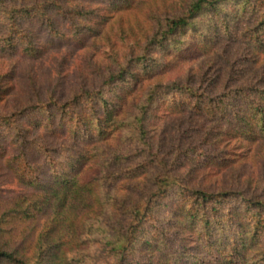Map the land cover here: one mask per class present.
I'll use <instances>...</instances> for the list:
<instances>
[{"label": "rangeland", "instance_id": "rangeland-1", "mask_svg": "<svg viewBox=\"0 0 264 264\" xmlns=\"http://www.w3.org/2000/svg\"><path fill=\"white\" fill-rule=\"evenodd\" d=\"M188 1L140 0L123 9L113 7L110 0H69L67 9L81 7L88 16L71 18L67 9H63V14L61 10H47L36 16L35 12L21 13L24 35L17 47L0 54V112L9 116L22 108L47 103L51 109L41 115L40 124L48 122L49 114L54 113L55 118L49 122V129L37 131L29 125L30 136L22 138V144L13 141L8 129L0 126V222L4 221L2 225L7 230L5 238L8 233V237H13V248L24 250L25 255L30 253L45 219L20 220L7 214L1 221L2 216L15 199L32 194V187L26 183L28 178L45 182L68 156L77 159L76 153L83 154L80 158L84 163L83 175L102 184L94 192L91 208L82 210L75 220L81 235L88 240L80 249L83 264H105L103 242L109 231L117 224V218L122 217L124 207L146 190V181L159 173L167 172L189 187L203 185L212 192L228 191L245 198L263 194L264 147L256 150L251 143L242 144L237 138L228 137L213 141L209 147L203 143L204 137L218 138L209 132L212 123L190 108L186 112L176 111L173 105L177 100L179 104L185 100L178 96L175 86H189L213 94L221 86L253 85L264 77L263 56L252 61L244 42L245 29L253 25L252 16L244 15L237 23L238 6L233 3L223 7L229 14L227 19L232 20L230 29H224L223 13L206 14L180 37L178 44L167 51L150 52L155 65L151 67L153 78L148 83L173 88L167 92L164 102L155 103L150 110L149 146L135 144L131 129L123 130L120 135L113 133L98 143L85 139L95 133L92 129L88 135L82 134L79 144L72 142V137L63 130L57 131L61 113H56L54 107L73 101L83 92L97 90L107 74L116 72L145 48L158 19L178 14ZM30 3L22 0L21 7ZM207 34L210 41L204 43L202 36ZM216 82L220 86L213 91ZM148 83L144 81L140 86ZM77 110L86 113L83 109H73ZM62 120L67 124L69 118ZM191 148L198 150L200 162L205 155L218 153L229 163L219 169L200 167L194 162L176 163L179 153ZM128 172L140 173L127 180ZM242 201L241 197H233L228 205L244 207ZM158 230L148 228L146 238L158 235ZM139 249L136 246L135 255ZM190 260L191 264L202 262L198 257Z\"/></svg>", "mask_w": 264, "mask_h": 264}, {"label": "trees", "instance_id": "trees-1", "mask_svg": "<svg viewBox=\"0 0 264 264\" xmlns=\"http://www.w3.org/2000/svg\"><path fill=\"white\" fill-rule=\"evenodd\" d=\"M21 1L0 0V54L17 47L24 35L21 13L35 12L33 15L36 16L47 10H61L63 14L69 3V0H29L30 5L22 8ZM110 1L113 7L126 9L140 0ZM232 3L238 6L235 10L237 23L244 15L252 16L253 25L244 33L251 60L257 61L261 55L264 58V0H189L178 14L158 19L156 30L147 39L145 48L116 72L107 74L97 90L83 92L73 101L54 107L56 113H61L57 131L63 130L72 137V142L79 144L78 141L83 140L82 134L88 135L92 129L95 133L85 139L97 143L113 133L120 135L123 130L131 129L135 144L149 146L150 110L173 88L148 83L153 78L151 67L155 65L150 52L167 51L178 44L180 37L206 14L223 13L226 16L224 29H230L232 20L227 19L229 14L223 7ZM67 10L70 12L65 13L71 18L88 16L81 7ZM202 37L204 43L210 41L208 34ZM30 50L25 49L26 52ZM144 81L148 84L140 86ZM216 83L213 91L219 89L220 83ZM173 89L187 100L181 104L177 100L173 104L174 110L186 112L190 108L212 123L209 132L218 138L205 136L204 144L209 146L215 140L219 142L221 137H228L237 138L242 144L251 143L256 150L264 147V77L253 85L230 88L224 85L213 94L189 86ZM49 108L51 105L45 103L30 109L22 108L9 116L0 112V126L8 129L13 141L22 144V138L30 136L29 125L37 131L49 129L54 113L47 116L46 124H40L39 120ZM75 108L86 110V113L73 111ZM63 118H69L67 124ZM197 151L191 148L180 152L176 163L194 162L200 167L218 169L229 163L218 153L205 155L200 162ZM76 155L77 159L68 156L61 168L50 174L45 182L40 178H28L26 183L32 187V194L15 199L1 221L7 214L20 220H45L35 236L32 250L26 255L24 250L13 248V237H8L9 233L5 238L7 230L2 225L4 221L0 222V264H83L80 249L88 240L81 235L75 220L82 210L91 208L94 192L102 184L83 175L84 163L80 159L83 154ZM129 173L127 180L140 172ZM146 182V190L124 207L122 217L117 218V224L103 242L105 264H191L190 258L196 260L197 257L201 264H264V192L249 198L228 191L212 192L203 185L189 187L167 172ZM233 197H241L244 207L229 206ZM148 228L159 229L158 235L146 238ZM138 245L140 249L135 255ZM190 253H194V257Z\"/></svg>", "mask_w": 264, "mask_h": 264}]
</instances>
